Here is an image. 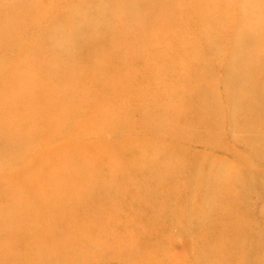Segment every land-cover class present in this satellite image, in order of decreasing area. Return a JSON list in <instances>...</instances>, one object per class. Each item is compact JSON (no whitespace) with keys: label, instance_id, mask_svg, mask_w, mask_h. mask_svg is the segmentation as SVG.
<instances>
[{"label":"rangeland","instance_id":"obj_1","mask_svg":"<svg viewBox=\"0 0 264 264\" xmlns=\"http://www.w3.org/2000/svg\"><path fill=\"white\" fill-rule=\"evenodd\" d=\"M4 34L0 264H264V0H0Z\"/></svg>","mask_w":264,"mask_h":264},{"label":"bare ground","instance_id":"obj_2","mask_svg":"<svg viewBox=\"0 0 264 264\" xmlns=\"http://www.w3.org/2000/svg\"><path fill=\"white\" fill-rule=\"evenodd\" d=\"M10 35V36H9ZM4 34V35H1L0 36V58H1V54H2V52L3 51H7L8 49H9V47H10V45L12 44L11 42H12V36L13 35H11V34ZM11 51L13 52V54H17L18 53V50L17 51H15L14 49H11ZM3 54H5L6 56H8V55H10V53H3ZM234 57H233V59H236V55H238V54H232ZM234 62V61H233ZM231 64V63H230ZM230 64L227 66V69L228 70H231V66H230ZM230 72V71H229ZM26 75H28V74H26ZM33 83V82H32ZM1 88H5L6 89V91L7 92H9L10 91V88H7V87H1ZM12 105H13V108H12ZM12 108V109H11ZM13 109L14 110H16L17 108L14 106V102H12V101H10V102H6L5 103V105L3 106V109H2V113L3 114H10V113H12V116H13ZM15 138L13 137V135L10 133V134H6V135H3V138L2 137H0V145H2V146H6L5 147V150L3 151V153H2V155L6 152L7 154L8 153H10L11 151H13V149H15L14 148V144H13V140H14ZM31 143L33 144V141L32 140H30V139H28V140H26V144H25V146L24 147H34V145H36V144H33V145H31ZM88 146H90V145H88ZM32 149V148H31ZM10 151V152H9ZM46 151V150H45ZM48 151V150H47ZM30 153H32L33 155H32V157H31V160L30 161H28V158H26V152L24 151H22V153L20 154V156H22L23 158H24V161H25V164L24 165H26V166H28V164H27V162H32V160L34 159V158H38V160H41V159H48V155H45V153H44V149H35V150H31L30 151ZM17 157V156H16ZM19 167V166H18ZM96 170H97V167H95L94 166V168L90 171L91 172V175L92 176H94V174H95V172H96ZM25 171V175L27 174V173H35V172H40V171H36V169H30V170H24ZM55 174H58L57 172H55ZM25 175H23V176H25ZM33 175V174H32ZM60 178H59V177ZM56 175V178L58 179V184L59 185H57V186H63V184L62 183H64V180H63V175ZM26 177V176H25ZM60 179H62L63 180V182H62V180H60ZM100 182V181H99ZM98 182V183H99ZM32 185V188H34V185L33 184H31ZM56 185V184H55ZM29 192L30 191H28V190H26L25 189V193H26V196H28V194H29ZM56 192H58L57 190H56ZM1 193V192H0ZM3 194V193H2ZM34 196H36L35 194H33ZM5 198H8V196H6V197H3V198H0V201L1 200H3V199H5ZM41 198V197H40ZM14 201H16V205H18L19 206V209H21L22 207H24V206H27L28 204L25 202L26 200H25V197H23V196H20L19 198H16ZM34 207H35V205H33ZM94 208V206H92L91 207V209H93ZM6 208H4V210H5ZM146 209H148V208H146ZM192 210V209H191ZM158 211H156L155 212V214H152L151 216L149 215V217H146L147 219L148 218H150V217H152L153 216V222H155V220H156V217H158ZM177 213V212H176ZM192 213H193V210H192ZM105 215H108L107 213H103V214H101V215H98V217L99 218H101V219H104V218H106L105 217ZM156 215V216H155ZM177 215H178V213H177ZM192 214L191 213H188L185 217H188V219H190L192 216H191ZM104 216V217H103ZM176 216V215H175ZM179 217V216H178ZM174 220H176V219H174ZM106 224H108V223H106ZM178 225V224H177ZM231 226V225H230ZM4 227H6L5 228V230H7V229H9V226H4ZM7 239H6V242H11L10 241V239H13L12 237H6ZM14 241H19L20 239L19 238H14L13 239ZM233 244V243H232ZM244 245V244H243ZM226 246H227V244H226ZM156 252V251H155ZM229 254V253H228ZM232 254H233V252H232ZM228 256V255H227ZM232 256V255H231ZM224 258V257H223ZM227 258V257H226ZM229 258V257H228ZM231 261V260H230ZM219 262V261H218ZM212 264V263H211ZM214 264V263H213Z\"/></svg>","mask_w":264,"mask_h":264}]
</instances>
